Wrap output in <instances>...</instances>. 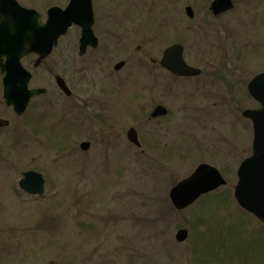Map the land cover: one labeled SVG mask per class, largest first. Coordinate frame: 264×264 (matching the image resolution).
<instances>
[{
  "label": "rangeland",
  "instance_id": "374dc122",
  "mask_svg": "<svg viewBox=\"0 0 264 264\" xmlns=\"http://www.w3.org/2000/svg\"><path fill=\"white\" fill-rule=\"evenodd\" d=\"M18 1L45 18L50 6L64 7L69 0ZM186 5L196 6L199 20L181 15L178 39L187 62L203 70L199 78L165 76L163 85L143 90L147 72L130 61L148 56L146 48L136 50L141 42L118 44L110 52L100 47L95 62L89 56L78 61L66 56L72 34L40 69L25 63L34 73L31 86L49 93L35 98L21 119L1 105L0 79V116L10 119L0 129V264H264V225L233 195L237 169L252 152V125L241 112L258 107L246 85L264 70V0H235L232 11L213 21V32L183 29L202 24L199 3L180 0L184 15ZM121 59L129 64L113 77ZM56 73L74 90L101 96L100 108L69 118L59 96L43 118L47 100L57 97ZM153 99L168 108V117L156 125H142L143 118L129 123L150 111L144 107ZM35 114L45 121L36 129ZM131 126L139 128L141 148L127 139ZM87 140L92 146L84 152L80 144ZM202 162L218 167L228 185L175 210L168 196L173 182ZM31 169L47 179L42 197L19 188L22 172ZM182 227L189 237L178 243Z\"/></svg>",
  "mask_w": 264,
  "mask_h": 264
},
{
  "label": "water",
  "instance_id": "95a60500",
  "mask_svg": "<svg viewBox=\"0 0 264 264\" xmlns=\"http://www.w3.org/2000/svg\"><path fill=\"white\" fill-rule=\"evenodd\" d=\"M233 7V0H213L210 8L218 15ZM187 12L193 16L191 7H187ZM47 15V20L43 22L42 15L36 9L23 6L18 0H0V74L4 84V99L19 115L26 111L32 97L47 91L45 88L29 89L32 73L23 66V58L33 53L39 54L36 63L39 65L43 58L52 53L59 38L74 24L82 27L81 54L87 46L96 47L98 44L92 29V0H70L66 8H49ZM183 52L184 48L180 44L167 48L161 61L162 65L182 76L200 74L199 68L186 63ZM122 66L123 62H120L116 68L120 69ZM56 81L62 90L71 92L61 76L57 75ZM248 91L261 107L247 108L242 113L252 121L254 139L252 154L244 159L238 168L234 197L240 207L264 223V72L250 80ZM166 113L167 109L159 105L153 116ZM2 124H7V121L0 119V126ZM128 138L140 146L136 129L131 128L128 131ZM81 147L87 150L90 143L83 142ZM45 182L41 172L29 170L23 173L19 185L28 193L41 195L45 191ZM226 184L227 180L218 168L203 162L188 177L170 189L169 198L175 209L184 210L201 196ZM188 235L189 231L181 228L176 233V239L183 242Z\"/></svg>",
  "mask_w": 264,
  "mask_h": 264
},
{
  "label": "flooded vegetation",
  "instance_id": "af4514ba",
  "mask_svg": "<svg viewBox=\"0 0 264 264\" xmlns=\"http://www.w3.org/2000/svg\"><path fill=\"white\" fill-rule=\"evenodd\" d=\"M193 1L198 2L199 3L198 6H200L201 8L200 9L198 7L199 10L198 15H201L202 17L200 19L202 24L187 25L186 28L184 26L183 29H186V31L188 30V32L190 33L191 32L195 33L203 29L212 32L214 30L218 31V27H216L217 26L216 24H213L214 23L213 21L222 20V18L226 14H228L230 10L216 15L213 13V11L210 8L213 0H193ZM233 2L235 5V0H233ZM92 3L94 8L93 31L96 38L98 39V44L96 47L88 46L84 54L81 55L80 49H81L82 29L80 26L74 25L60 39L58 46L54 49L53 53L49 57L42 59L39 65L36 64L39 58V56L36 54H31L26 58H24L23 63L33 64V68L35 70L40 69L43 65L47 63V60L60 47L61 40L73 34V40H68L67 43L65 44V49L67 51L66 56L74 58L75 60L78 61L79 59H84L87 56H89L91 58V61L95 62L98 59L97 53L100 47H103L102 49H104L105 51L109 50L110 52L111 50L116 49L118 47V44H120V47L126 48L127 47L126 45L132 46L137 42H141L137 44L136 50L139 51L143 48H146L148 56L145 59L144 58L133 59L130 61H132V64L137 66L138 68L143 67L147 72L144 75L145 79H143L144 82L143 84L145 86L143 90L148 89V87H156L163 85L164 84L163 80L165 76L169 77L172 80H180V79H196L203 74V70L199 67L201 69V74H199L198 76H178L172 73L171 71H169L168 69H166L161 63L164 55V51L175 44L182 45L185 54V44L181 42L180 38L178 39V35L180 34L181 31V25H180V23L182 22L181 15L187 17L190 21H193L192 23L197 22L199 18L196 17L195 5L194 6L186 5L183 11V13H185L184 15L182 14V11L180 9V0H92ZM187 7L192 8L193 16H190L188 14ZM187 18H184L185 22L187 21L186 20ZM153 22H157V24L152 25ZM162 46H163V51L161 52V56L155 57L153 53L157 49L161 50ZM118 62H123V66L120 69L116 68V64ZM118 62L113 67V69L115 70V75H113V77H116L117 73H119L122 69L126 68L127 65L129 64L128 59H121ZM79 69L80 71L85 70L86 67H80ZM263 71H260L258 73H261ZM57 74H59L64 79L66 85L68 86L71 92L67 93L64 90L59 89L57 93V97L54 101L47 100L46 103L48 104V106L44 105L45 107L41 111V115L43 116V118H45L46 120L48 119V116L53 109L54 103L58 101L59 96L61 97V100L65 103L63 111L65 112L66 116L69 118L76 119V116L77 117L82 116L83 118H85L86 114L93 113V111H95L96 104H97V108H100V102L102 100L101 96L86 95L83 89L74 90L72 88L71 82L68 81L65 75L56 73L54 77ZM33 78H34V73H33ZM33 78L30 81L29 87L37 88L38 86L37 87L31 86V82L33 81ZM82 78L80 80H83ZM0 79L2 85L1 105L4 106L5 109H7L10 113H12L17 119H21L22 117L25 116L31 105V102L35 98L46 96L49 93L48 88L44 87L47 89V92L40 96L33 97L24 114L18 115L13 107L8 106L5 103L3 98L4 88H3V82L1 76ZM103 99L108 103L111 102V98L109 96H103ZM157 103L156 104L154 103V99L152 101H149L144 108L146 109L148 106H149V110L150 108L152 107L153 108L150 111L145 110L143 114L141 112L135 119L134 118L130 119L131 121L129 120V123L132 124L133 122V124L134 123L136 124L135 120L137 119L141 120L143 118L142 125L160 124L161 122L159 120L164 119L165 117L167 118L170 112L168 110V113L166 115L153 116L154 109L159 104H161L160 102L159 104ZM259 106L260 104L258 103V107ZM99 110L103 111L104 108ZM37 113H40V111H37ZM94 114L100 115V112L97 111ZM145 114H147V117L145 116ZM37 115L38 114H35L34 119H31V123H33L35 129L41 126L45 122L43 120L38 119L36 117ZM0 119L7 121V124H2L1 128L8 127L10 125L9 118L0 116ZM74 122L75 121L71 122L68 119H66V123L68 124L74 125L75 124ZM130 128H135L138 132V136L140 135L139 128L133 126H131ZM115 135L119 136L118 134ZM140 143L141 145L136 146L137 148L142 147L141 140ZM90 146H92L91 142H90Z\"/></svg>",
  "mask_w": 264,
  "mask_h": 264
},
{
  "label": "trees",
  "instance_id": "16d2710c",
  "mask_svg": "<svg viewBox=\"0 0 264 264\" xmlns=\"http://www.w3.org/2000/svg\"><path fill=\"white\" fill-rule=\"evenodd\" d=\"M174 183V182H173ZM197 221H199L200 223H204V225H208L206 222H207V219H201V218H199ZM195 224H198V223H195Z\"/></svg>",
  "mask_w": 264,
  "mask_h": 264
}]
</instances>
